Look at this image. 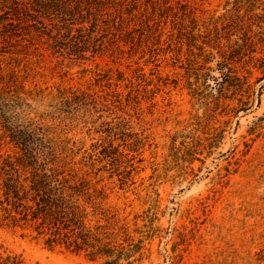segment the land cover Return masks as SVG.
Returning <instances> with one entry per match:
<instances>
[{
    "label": "trees",
    "instance_id": "16d2710c",
    "mask_svg": "<svg viewBox=\"0 0 264 264\" xmlns=\"http://www.w3.org/2000/svg\"><path fill=\"white\" fill-rule=\"evenodd\" d=\"M229 3L233 8L226 13L202 19L197 0H0V127L19 149L16 155L0 154L1 224L29 231L51 249L82 253L103 264L144 262L147 243L161 230L154 225L156 218L132 228L110 203L109 188L99 176L124 165L122 157L129 153L122 146L135 158L146 144L148 137L134 131L129 112L139 96L130 92L124 97L118 89L122 78L114 82L113 69L102 70L97 59L116 62L167 43L186 46L192 91L201 96L204 90L213 96L217 92L214 111L220 106L226 115L248 111L253 84L264 79V56H258L257 47L264 41V0ZM48 57L93 62L95 67L84 66L83 72L94 74V85L108 88L107 96L58 88L56 111L43 113L45 118L30 100L41 92L28 88V71L34 58ZM252 68L263 74L254 83ZM105 112L111 120L101 123V138L89 152L70 136L67 123L80 113L102 119ZM226 131L220 129L207 142L198 137L186 161L193 164L203 161L199 155L204 152L213 154ZM259 256L264 259V247ZM0 264L26 261L3 249Z\"/></svg>",
    "mask_w": 264,
    "mask_h": 264
},
{
    "label": "rangeland",
    "instance_id": "374dc122",
    "mask_svg": "<svg viewBox=\"0 0 264 264\" xmlns=\"http://www.w3.org/2000/svg\"><path fill=\"white\" fill-rule=\"evenodd\" d=\"M230 1L197 0L204 9L197 15L202 19L222 15L233 8ZM257 47L258 56H264V41ZM154 49L116 62L97 59L102 70L113 69L114 82L122 78L118 89L124 97L130 92V96H139L129 112L134 131L148 137L135 158L121 147L129 154L122 157L120 170L99 172L109 188L110 203L131 226L143 227L154 217V225L161 229L147 243L149 256L140 264H264L259 256L264 247V79L254 83L263 74L252 68V108L226 115L221 106L214 111L217 92L213 96L204 90L201 96L190 88L186 46L169 47L167 43ZM251 63L247 64L250 68ZM84 66L95 67L93 62L68 58L32 60L28 88L41 92L30 99L41 115L47 118L43 113L56 111L58 88L99 91L107 96L108 88L95 86L94 74H85ZM221 103L237 105V101ZM103 114L102 119L97 113L87 119L80 113L67 123L70 136L89 152L91 144L101 138L97 133L101 123L111 120L107 112ZM220 129L227 131L213 154L204 152L199 155L203 161L193 164L186 161L188 147L198 146V137L204 140ZM3 133L0 127V154L16 155L19 149ZM82 155L84 150L77 159ZM3 249L22 254L26 264H103L82 253L51 249L29 231L0 222Z\"/></svg>",
    "mask_w": 264,
    "mask_h": 264
}]
</instances>
